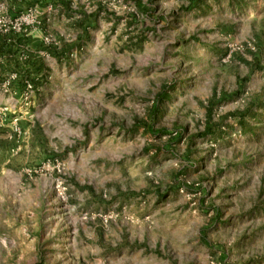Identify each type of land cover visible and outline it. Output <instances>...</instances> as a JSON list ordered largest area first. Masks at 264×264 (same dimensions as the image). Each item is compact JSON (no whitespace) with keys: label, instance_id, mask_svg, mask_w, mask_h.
Wrapping results in <instances>:
<instances>
[{"label":"rangeland","instance_id":"1","mask_svg":"<svg viewBox=\"0 0 264 264\" xmlns=\"http://www.w3.org/2000/svg\"><path fill=\"white\" fill-rule=\"evenodd\" d=\"M0 264H264V0H0Z\"/></svg>","mask_w":264,"mask_h":264},{"label":"built area","instance_id":"2","mask_svg":"<svg viewBox=\"0 0 264 264\" xmlns=\"http://www.w3.org/2000/svg\"><path fill=\"white\" fill-rule=\"evenodd\" d=\"M30 87V86H29Z\"/></svg>","mask_w":264,"mask_h":264}]
</instances>
